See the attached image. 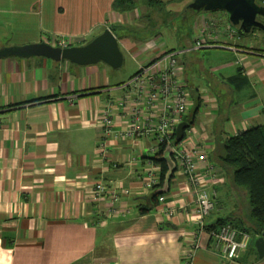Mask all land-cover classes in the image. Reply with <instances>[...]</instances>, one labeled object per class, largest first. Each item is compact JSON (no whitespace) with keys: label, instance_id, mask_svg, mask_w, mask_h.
<instances>
[{"label":"crops","instance_id":"obj_1","mask_svg":"<svg viewBox=\"0 0 264 264\" xmlns=\"http://www.w3.org/2000/svg\"><path fill=\"white\" fill-rule=\"evenodd\" d=\"M134 1V9L122 12L115 0H0V264H264L255 245L260 235L248 232L249 246L229 260L211 234L229 214L246 219L239 200L247 196L233 185L220 154L230 136L264 127V31L240 34L226 11L192 8L207 57L195 49L178 56L191 99L178 146L206 150L216 172L207 186L216 206L204 221L209 230H201L196 197L179 167L165 202L141 212L151 207L154 191L145 186L147 171L161 167L151 160L156 135L128 134L133 107H145L128 82L176 48L161 31L140 37L122 30L148 29L150 8L173 0ZM106 28L137 63L124 82L111 78L105 62L4 52L61 40L83 45ZM100 181L119 188L115 215L108 213L109 199L92 197Z\"/></svg>","mask_w":264,"mask_h":264},{"label":"built area","instance_id":"obj_2","mask_svg":"<svg viewBox=\"0 0 264 264\" xmlns=\"http://www.w3.org/2000/svg\"><path fill=\"white\" fill-rule=\"evenodd\" d=\"M206 29H203L204 32ZM224 30V29H223ZM231 30L233 28L225 29ZM59 46L67 47L71 41H59ZM57 43V44H58ZM201 39L196 40L195 49L204 47ZM178 52L167 51L149 64L143 66L135 76L128 82L135 91V101L145 106L144 108L133 107V120L129 135H156L158 152L160 146L171 145L173 147V158L180 168L196 197V217L200 229L205 227V218L216 206L214 195L208 190V180L214 179L216 172L214 166L208 162L206 150L186 149L173 144V136L178 124L183 120V115L190 106V95L181 77V68L178 61ZM146 108V109H145ZM145 109V111H144ZM105 124L107 132H112V119L106 117ZM159 169L153 168L147 171L145 186L154 189L160 183ZM124 189V193H128ZM119 188L109 182L100 181L93 188L92 197L95 199L107 198L110 205L107 206L109 215H115L117 209L116 201L119 199ZM165 195L158 198L160 203L165 202ZM167 214L172 215L173 209H165ZM216 247L229 260L239 259L251 242L250 234L237 229L231 223H223L216 230L211 231Z\"/></svg>","mask_w":264,"mask_h":264},{"label":"water","instance_id":"obj_3","mask_svg":"<svg viewBox=\"0 0 264 264\" xmlns=\"http://www.w3.org/2000/svg\"><path fill=\"white\" fill-rule=\"evenodd\" d=\"M214 3L215 6H208ZM192 8L201 9H221L228 13L231 23L238 28L240 34H249L253 29L264 31V22L258 19L259 15H264V5L258 0H197L192 4ZM10 55L19 56H45L54 60H68L77 65H90L105 62L117 69L123 65L124 55L120 48L116 35L110 28H106L83 45H73L61 47L47 42L33 43L24 46H15L7 49ZM187 122H181L177 126L176 139L181 141L185 135ZM173 147L169 144L164 150V154L159 157L168 165L163 187L157 193H165L169 190V183L177 169V164L172 156ZM255 245L259 257L264 256V231L258 236Z\"/></svg>","mask_w":264,"mask_h":264},{"label":"trees","instance_id":"obj_4","mask_svg":"<svg viewBox=\"0 0 264 264\" xmlns=\"http://www.w3.org/2000/svg\"><path fill=\"white\" fill-rule=\"evenodd\" d=\"M135 6L134 0H115L114 2V7L122 12L132 10ZM173 141L178 145L176 133L173 136ZM164 150L165 147L161 145L156 155L151 157V160L161 167L160 183L155 186L149 197L151 207L142 208V213L149 212L153 207H156L158 197L164 194L157 193V190L163 187L168 171L167 163L159 159L164 154ZM220 164L229 174L233 185L245 191L248 201V210L244 221L236 224L225 219L221 224L229 222L241 231L260 235L264 231V127H253L230 136L225 141L223 152L220 154ZM205 228L209 230L208 226Z\"/></svg>","mask_w":264,"mask_h":264},{"label":"rangeland","instance_id":"obj_5","mask_svg":"<svg viewBox=\"0 0 264 264\" xmlns=\"http://www.w3.org/2000/svg\"><path fill=\"white\" fill-rule=\"evenodd\" d=\"M195 1L197 0H173L161 9L151 7L150 14H152V16L150 21H153V25L151 27L143 29L142 27L130 25L122 28V30L126 34H132L133 36L138 35L140 37L149 36L152 31H161L170 46H175V50L179 53V55L181 52H188L187 55H190L189 53L192 49H195L196 38L200 35L199 30L197 31V29L201 27L199 17L196 18L197 13L192 9V4ZM262 1L264 3V0ZM208 6H215V4L208 3ZM188 38L190 39V43L185 45L188 42ZM195 51L197 53H202L204 57H207L204 49H195ZM191 53H194V51ZM185 56L186 54H181L183 59ZM124 59L125 63L123 62V65L120 68L115 69L111 66L108 68L110 75L112 76L111 78L116 81L118 80V82L126 81L136 72L137 69V63L131 60L129 54L125 53ZM196 67L198 66L193 64L191 70ZM239 202L244 209V214L246 215L248 210L247 199L245 202L242 200H239ZM228 216H230V218L226 219H229L236 224H240L239 222H241V219L235 213L229 214ZM252 235H254V233H252Z\"/></svg>","mask_w":264,"mask_h":264},{"label":"flooded vegetation","instance_id":"obj_6","mask_svg":"<svg viewBox=\"0 0 264 264\" xmlns=\"http://www.w3.org/2000/svg\"><path fill=\"white\" fill-rule=\"evenodd\" d=\"M258 2H259L260 4H262V5H264V3H263L262 0H258ZM258 19L264 22V15H259V16H258Z\"/></svg>","mask_w":264,"mask_h":264},{"label":"bare ground","instance_id":"obj_7","mask_svg":"<svg viewBox=\"0 0 264 264\" xmlns=\"http://www.w3.org/2000/svg\"><path fill=\"white\" fill-rule=\"evenodd\" d=\"M159 198V197H158Z\"/></svg>","mask_w":264,"mask_h":264}]
</instances>
